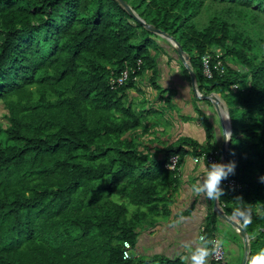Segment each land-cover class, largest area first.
<instances>
[{"label": "trees", "instance_id": "obj_1", "mask_svg": "<svg viewBox=\"0 0 264 264\" xmlns=\"http://www.w3.org/2000/svg\"><path fill=\"white\" fill-rule=\"evenodd\" d=\"M125 1L181 43L200 92L225 101L227 161L236 169L222 180L219 202L241 221L251 254L264 248V0ZM167 43L116 0H0V102L9 123L0 124V264H186L123 257L125 241L136 247L139 229L170 215L185 157L221 152L209 117L204 143L182 137L162 158L131 136L149 110L127 92L149 76L167 93L159 87L161 59L172 58ZM126 69L129 79L112 88ZM183 74L191 81L186 67ZM214 216L204 229L212 240Z\"/></svg>", "mask_w": 264, "mask_h": 264}, {"label": "crops", "instance_id": "obj_2", "mask_svg": "<svg viewBox=\"0 0 264 264\" xmlns=\"http://www.w3.org/2000/svg\"><path fill=\"white\" fill-rule=\"evenodd\" d=\"M163 59L164 58H162L160 62V83H162V79L164 78L162 75L163 64H167ZM173 61L174 65H172L175 67L172 70L179 71V73L175 74L178 75L177 79L179 81L176 80V83L178 82L179 85L174 88V86L171 85L170 79L167 82V86L163 84L164 87L168 88L169 86L176 91L174 103L179 102L181 105L183 104L182 106L185 108H181V111L175 112L176 117L174 119L171 118L172 120L170 118V120H166V124L162 121H152L154 118L153 114L159 115L162 112L161 108H145L149 110L147 113L150 114L152 112V114L146 117L144 126L141 129L131 134V136L138 139L140 150L151 154L154 159L162 158L165 147L176 143L182 137L193 138L200 143H204L207 138L201 119L196 117L197 112L195 108L192 106L189 108V104L185 102V100L188 102L190 99V91L186 90L184 85L187 82L189 84L190 80L186 78L183 71H180L182 69L179 68V63H181L179 58ZM136 80V86L138 88L135 87L130 89L127 92V96L128 100L134 104L136 108H140L136 102L142 100L140 98L142 91L140 89V80L138 78ZM202 109L209 113L207 108ZM163 111H171V113H173L172 108H163ZM182 113H191L192 116H189L190 118L185 120L180 115ZM211 121L213 122V120ZM213 124L215 125L214 122ZM218 137L220 136L217 135L216 140L220 144ZM196 156L197 155L188 154L178 170L179 182L173 194L174 201L170 207V215L160 218L154 226L139 229V236L137 245L134 247V254L145 257L164 256L170 259H180L181 256H187L188 249L183 247L184 242L191 240L193 236H201L208 217L210 215H215L214 219L217 225V236L222 239L227 250V260L223 264H242L245 252L243 240L235 228L220 218L215 212V198H208L203 194H197L191 190V185L203 176L208 164L206 162H195ZM184 262L187 264V261ZM207 264L222 263L214 262L209 256Z\"/></svg>", "mask_w": 264, "mask_h": 264}, {"label": "rangeland", "instance_id": "obj_3", "mask_svg": "<svg viewBox=\"0 0 264 264\" xmlns=\"http://www.w3.org/2000/svg\"><path fill=\"white\" fill-rule=\"evenodd\" d=\"M169 44L170 43L168 42L167 44H165V46L170 50V52H169L170 56L172 58H174V59H169V57L167 58V56L163 57L164 58L163 61L165 63H167L168 65L167 64H163V74L162 75H163L164 78L162 79V83L159 82V85H160L159 87L161 89L167 90V93L165 95L161 96L160 92L151 84L149 76H146L144 79L138 78L140 80V89L142 91L140 98L142 100H140V101L138 100L136 102L137 105H139V106L143 105V106H145V108H161L162 112L159 115L153 114L154 118H153L152 121L153 122H155L156 120L157 121H162V122H165V124H166V120H170L171 118L174 119L176 117L175 116V112L181 111L182 110L181 108H185L184 106H182L183 104L181 105L179 102L174 103V100L176 99V95H175L176 91H174L169 86H168V88L164 87V84H166V86L168 85L167 82L169 81V79H170L171 85L174 86V88H176L179 85L178 82L176 83V80H178L177 79L178 75H175L176 73H179V71L172 70L175 67V66H173L174 65V61L173 60L177 59L178 57H177V54L172 49H170L171 47H170ZM180 62L181 63H179V66H180L179 68L182 69L180 71H183L185 65L182 63L181 60H180ZM165 80H167V81H165ZM184 87L186 88V90L190 91V93H189L190 99L188 100V102H187V100H185L186 104H189V108L191 106L193 108H195V110L197 112L196 117L198 119H202L201 121H203L204 117L207 118L210 115L211 120H213V122L216 125V131H217V135L220 136L218 138H219L220 145H221V136H222L223 124H222V120L220 119V117L218 116V114H217V112H216V110L214 108V105L212 103H209V102L205 101V100L197 99V97L194 94V91L191 89L190 82H189V84L187 82L184 85ZM167 96H170L172 98V105L171 106H168L167 102H165V99H166ZM197 107H199V108H197ZM163 108H172L173 113H171V111H163ZM202 108H207L209 113H207ZM151 114H152V112L150 114L147 113V116H149ZM170 114H171V116H170ZM180 115L185 120L187 118H190L189 116H192L191 113H188V114L182 113ZM0 124L3 125L4 127H6L9 124L8 123V111H7V109L5 108V106L3 105L2 102H0Z\"/></svg>", "mask_w": 264, "mask_h": 264}, {"label": "clouds", "instance_id": "obj_4", "mask_svg": "<svg viewBox=\"0 0 264 264\" xmlns=\"http://www.w3.org/2000/svg\"><path fill=\"white\" fill-rule=\"evenodd\" d=\"M222 136L225 140H229L231 132L224 130ZM235 169L236 162L234 160L211 161L207 164L203 176L191 185V190L208 198H215L223 192L222 180L233 174ZM259 179L264 181V174ZM237 214L243 217L245 222L248 221L249 216L246 211L238 209ZM183 247L188 249V255L181 256L182 261H187V264H207L210 254L217 248V242L204 236H193L191 240L184 242ZM246 264H264V248H260L246 258Z\"/></svg>", "mask_w": 264, "mask_h": 264}, {"label": "water", "instance_id": "obj_5", "mask_svg": "<svg viewBox=\"0 0 264 264\" xmlns=\"http://www.w3.org/2000/svg\"><path fill=\"white\" fill-rule=\"evenodd\" d=\"M116 1L134 19H136L140 24H142L147 30L161 36L163 39L168 41L173 46V48L175 49V51L177 53V57L182 61V63L185 65L186 69L189 71L190 79H191V81H190L191 89L194 91V94L197 97V99L210 101L214 105V108H215L218 116L222 120V124H223L222 134H223L224 130L226 131V128H225V124H224V119L221 115V108H220L221 104L225 108V112L227 113V117L229 120V128H230L229 131L231 132V137H232V133H233L232 122H231V118H230L229 111H228V108H227L225 101L215 92H212L210 94H203L200 92V90L198 88V84H197L196 73H195V71L191 65V62H190V56L188 53L185 52L181 43L175 37L171 36L169 33L155 27L152 24L147 23L144 19H142L134 11V9L131 7V5L127 1H125V0H116ZM230 140H231V138L229 140H225L224 137L222 136L221 160H223V161H227V159H228L227 153L229 150ZM214 210L219 215L220 218H222L224 221L229 223L233 228H235V230L237 231L239 236L242 238L243 243H244V248H245L242 264H246V258H248L251 255V238H250L249 234L245 230V228L242 225L240 220H237L235 217L230 216L226 213V211L223 209L222 205L218 201V196L215 197V208H214Z\"/></svg>", "mask_w": 264, "mask_h": 264}, {"label": "built area", "instance_id": "obj_6", "mask_svg": "<svg viewBox=\"0 0 264 264\" xmlns=\"http://www.w3.org/2000/svg\"><path fill=\"white\" fill-rule=\"evenodd\" d=\"M132 72L134 73L135 70H133ZM204 73L209 78H211L213 75V71H212V68L209 64V60L207 57L204 58ZM130 75H131L130 69L124 70L119 76L113 77L111 79V82H110L111 87L115 89V88L122 86L129 79ZM136 79H137V77H136ZM217 160H221V152H219L218 150H214L210 153H203V154L197 155L195 158V162L209 163L211 161H217ZM178 163H179V156L175 155V156L171 157V159H170V161L166 167L169 170H176L178 167ZM229 184L232 187H238L239 186L235 180H231L229 182ZM201 236H204V231L202 232ZM213 240H215L217 242V248L214 252H212L210 254V257L214 262L223 264L227 260L226 248H225L223 241L220 237L216 236L213 238ZM134 255H135L134 254V247L132 246V244L129 241H125L123 244V257H124V259H130Z\"/></svg>", "mask_w": 264, "mask_h": 264}, {"label": "bare ground", "instance_id": "obj_7", "mask_svg": "<svg viewBox=\"0 0 264 264\" xmlns=\"http://www.w3.org/2000/svg\"><path fill=\"white\" fill-rule=\"evenodd\" d=\"M220 108H221V115H222V117L224 119V124H225L226 131H229L230 128H229V120H228V117H227V113L225 112V108L223 107L222 104H221Z\"/></svg>", "mask_w": 264, "mask_h": 264}]
</instances>
